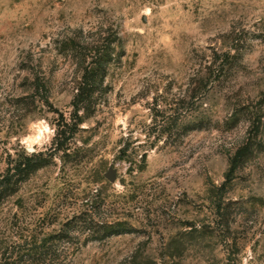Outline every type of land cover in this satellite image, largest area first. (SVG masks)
<instances>
[{
    "label": "rangeland",
    "instance_id": "obj_1",
    "mask_svg": "<svg viewBox=\"0 0 264 264\" xmlns=\"http://www.w3.org/2000/svg\"><path fill=\"white\" fill-rule=\"evenodd\" d=\"M7 174L0 264H264V0H0Z\"/></svg>",
    "mask_w": 264,
    "mask_h": 264
},
{
    "label": "trees",
    "instance_id": "obj_2",
    "mask_svg": "<svg viewBox=\"0 0 264 264\" xmlns=\"http://www.w3.org/2000/svg\"><path fill=\"white\" fill-rule=\"evenodd\" d=\"M95 70L96 69L93 68V69H91L89 71H86V79L85 80L88 81V82L90 81L89 83H92L95 80L94 79V76H95V73H96ZM93 85L94 84L84 86L83 89L80 88L79 89V93L76 95V98H77L76 101L80 103V102H83L84 100H86L87 98H89L88 94L90 92V87H92ZM125 152H126L125 149L121 150V154L122 155L126 154ZM37 158H38V156L35 153H33V156L31 157L30 160L33 162L34 160H37ZM8 180H9L8 174L4 175V176H2L0 178V193L5 192V190L7 188Z\"/></svg>",
    "mask_w": 264,
    "mask_h": 264
},
{
    "label": "water",
    "instance_id": "obj_3",
    "mask_svg": "<svg viewBox=\"0 0 264 264\" xmlns=\"http://www.w3.org/2000/svg\"><path fill=\"white\" fill-rule=\"evenodd\" d=\"M106 176L107 178H109L111 181H114L115 180V177H116V172L113 169H109L107 172H106Z\"/></svg>",
    "mask_w": 264,
    "mask_h": 264
}]
</instances>
